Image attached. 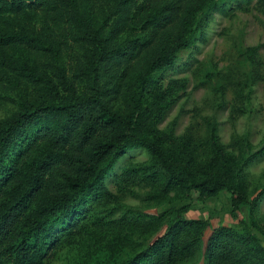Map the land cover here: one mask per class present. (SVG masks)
<instances>
[{
	"label": "trees",
	"instance_id": "obj_1",
	"mask_svg": "<svg viewBox=\"0 0 264 264\" xmlns=\"http://www.w3.org/2000/svg\"><path fill=\"white\" fill-rule=\"evenodd\" d=\"M251 1L0 0V264L63 249L64 264H264V186L253 196L247 176L264 148L235 152L212 127L200 149L160 128L187 89L167 72L210 11ZM135 149L158 168L153 198L181 204L109 207L105 181ZM223 192L231 225L187 216Z\"/></svg>",
	"mask_w": 264,
	"mask_h": 264
},
{
	"label": "rangeland",
	"instance_id": "obj_2",
	"mask_svg": "<svg viewBox=\"0 0 264 264\" xmlns=\"http://www.w3.org/2000/svg\"><path fill=\"white\" fill-rule=\"evenodd\" d=\"M202 32L193 48L182 52L177 67L167 72L170 78L186 79L187 89L160 128L177 141L193 136L198 148L203 149V140L214 127L222 143L235 152L242 150L241 146L248 154L258 152L264 148V0L231 3L227 9L210 11ZM248 47H257L252 58L242 55ZM241 90L249 96V102L242 107L244 112L233 113ZM124 168H128V174L123 173ZM157 169L152 157L140 149L120 158L105 181L107 188L118 195L109 207L158 215L171 202L181 204L182 200L161 202L153 198L152 176L159 175ZM247 176L254 196L264 186V156L258 155L250 163ZM230 207L231 195L223 192L216 199L196 204L187 216L209 218L213 226L231 225ZM260 213H264V199ZM261 238L264 242V236ZM142 240V236H135L134 241ZM65 257L63 249L53 255L50 264H64Z\"/></svg>",
	"mask_w": 264,
	"mask_h": 264
}]
</instances>
